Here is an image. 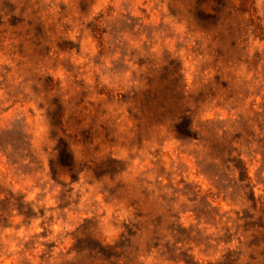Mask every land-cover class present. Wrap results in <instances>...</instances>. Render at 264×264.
<instances>
[{
	"label": "rangeland",
	"instance_id": "rangeland-1",
	"mask_svg": "<svg viewBox=\"0 0 264 264\" xmlns=\"http://www.w3.org/2000/svg\"><path fill=\"white\" fill-rule=\"evenodd\" d=\"M0 264H264V0H0Z\"/></svg>",
	"mask_w": 264,
	"mask_h": 264
},
{
	"label": "trees",
	"instance_id": "trees-1",
	"mask_svg": "<svg viewBox=\"0 0 264 264\" xmlns=\"http://www.w3.org/2000/svg\"><path fill=\"white\" fill-rule=\"evenodd\" d=\"M181 126H183V128H186V130L182 131L179 129L178 132L181 134H184V135L189 134V132H190L189 131V123L187 124V122L186 123L184 122V124L182 123ZM179 127H180V125H179ZM62 156L64 158L63 160L65 161L64 164L67 165L68 167H72L73 166L72 165L73 164V157L71 155V151L67 147L63 148Z\"/></svg>",
	"mask_w": 264,
	"mask_h": 264
}]
</instances>
